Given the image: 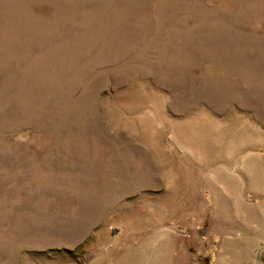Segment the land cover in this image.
<instances>
[{
    "label": "rangeland",
    "instance_id": "1",
    "mask_svg": "<svg viewBox=\"0 0 264 264\" xmlns=\"http://www.w3.org/2000/svg\"><path fill=\"white\" fill-rule=\"evenodd\" d=\"M221 261L264 264V0H0V264Z\"/></svg>",
    "mask_w": 264,
    "mask_h": 264
},
{
    "label": "bare ground",
    "instance_id": "2",
    "mask_svg": "<svg viewBox=\"0 0 264 264\" xmlns=\"http://www.w3.org/2000/svg\"><path fill=\"white\" fill-rule=\"evenodd\" d=\"M207 183L209 184V186L214 190L219 191L217 184H218V179L217 178H207ZM231 182V181H230ZM229 188H231L230 185H228ZM229 195V201L232 203L233 208H237V204H236V197L233 191L229 190L228 192ZM231 206V205H230ZM231 208V207H230ZM239 210V208H238ZM237 215V214H236ZM227 251H229V249H227ZM219 264H224L223 261H221Z\"/></svg>",
    "mask_w": 264,
    "mask_h": 264
}]
</instances>
